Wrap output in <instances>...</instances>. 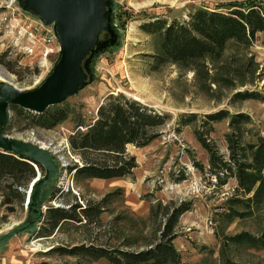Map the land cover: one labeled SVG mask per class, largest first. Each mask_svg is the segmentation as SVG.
Instances as JSON below:
<instances>
[{
    "label": "rangeland",
    "instance_id": "1",
    "mask_svg": "<svg viewBox=\"0 0 264 264\" xmlns=\"http://www.w3.org/2000/svg\"><path fill=\"white\" fill-rule=\"evenodd\" d=\"M109 27L115 42L102 46L87 63L91 81L63 101L68 117L52 129L33 126L10 108L5 135L46 148L52 154L56 173L51 187L41 194L43 215L47 206L79 204L82 208L100 203L99 215L88 223L69 222L48 237H37L42 217L33 206L17 205L6 214L0 207V264H106L58 255L52 247L81 243L105 248L138 250L159 228L160 212L149 218L150 206L186 202L191 209L178 219L172 244L185 264H264V249L222 245L225 237L244 231H264V204L243 217L227 221L236 198V182L228 178L218 185L209 174L208 152L199 142L214 146L226 160L225 135L231 115L244 113L242 140L264 138V43L256 34L250 46L229 43L218 59H205L193 69L157 63L150 55L158 51L157 38L138 27L147 19H183L192 9L222 10L247 0H110ZM264 1V0H263ZM60 46L52 24L25 11L18 0H0V81L20 90L39 85L57 59ZM123 93L131 99L166 113L169 120L158 128L160 135L145 147L126 146L136 168L121 179L73 180L68 167L79 165L70 150L68 137L90 123L104 98ZM223 112L222 119L208 122L206 115ZM81 128V129H80ZM36 176L43 177L40 171ZM184 177L175 182V178ZM55 197L49 199V190ZM77 211V210H76ZM79 212V211H77ZM79 214V213H78Z\"/></svg>",
    "mask_w": 264,
    "mask_h": 264
},
{
    "label": "trees",
    "instance_id": "2",
    "mask_svg": "<svg viewBox=\"0 0 264 264\" xmlns=\"http://www.w3.org/2000/svg\"><path fill=\"white\" fill-rule=\"evenodd\" d=\"M144 34L157 38L158 51L150 55L157 63H169L182 69H193L205 59L220 58L229 43L243 47L250 46L256 34H261L264 43V1L247 0L225 9H192L183 19L154 17L138 26ZM11 110L42 129H52L63 122L70 111L63 102L46 108L41 113L27 111L18 106ZM223 112L206 115L208 122L224 118ZM169 120L168 114L158 112L152 107L140 103L119 93L109 94L99 104L96 115L90 123L80 122L75 131L69 135L68 144L77 154L79 165L68 167L73 171V180L91 178L121 179L136 168L134 156L128 154L126 146L142 148L158 138V128ZM249 120L244 113L231 115L230 132L225 135L228 150L226 160L214 146L207 145L204 138L197 136L208 152L209 174L214 176L218 185H224L228 178H234L236 198L231 203L244 206L246 211L238 212L230 207L225 213L227 221L243 217L264 204V138L256 137L253 141L242 140L241 124ZM7 125L3 128V133ZM34 165L37 167H34ZM44 173L39 164L0 149V207L5 213H11L17 205H22L25 190L36 176ZM184 177L175 178V182ZM55 189L49 190L47 197H55ZM100 203L82 208L79 204L68 206H47L42 225L36 231L37 237H48L54 230H59L69 222L90 223L99 215ZM149 218H156L160 212L159 228L147 240L146 245L138 250L105 248L84 243L72 247H52L58 255L82 258L88 262L103 260L106 264H185L175 250L172 241L180 216L191 209L186 203L162 205L159 201L150 206ZM79 212H77V211ZM79 213V214H78ZM230 244L246 246L254 250L264 249V231L252 235L246 231L225 237L223 246ZM222 264H233L223 259Z\"/></svg>",
    "mask_w": 264,
    "mask_h": 264
},
{
    "label": "water",
    "instance_id": "3",
    "mask_svg": "<svg viewBox=\"0 0 264 264\" xmlns=\"http://www.w3.org/2000/svg\"><path fill=\"white\" fill-rule=\"evenodd\" d=\"M23 9L45 24H52L60 46L57 59L43 81L36 87L20 90L0 81V149L39 164L44 176H35L27 189L26 203L33 206L37 218L43 215L41 194L51 187L56 173L55 161L46 148L8 137L3 133L10 106L41 113L72 96L88 84L92 75L87 69L94 53L115 42L109 27L110 0H18ZM37 170V167L34 165ZM28 191V192H27Z\"/></svg>",
    "mask_w": 264,
    "mask_h": 264
},
{
    "label": "built area",
    "instance_id": "4",
    "mask_svg": "<svg viewBox=\"0 0 264 264\" xmlns=\"http://www.w3.org/2000/svg\"><path fill=\"white\" fill-rule=\"evenodd\" d=\"M26 205H27V203H26Z\"/></svg>",
    "mask_w": 264,
    "mask_h": 264
},
{
    "label": "bare ground",
    "instance_id": "5",
    "mask_svg": "<svg viewBox=\"0 0 264 264\" xmlns=\"http://www.w3.org/2000/svg\"><path fill=\"white\" fill-rule=\"evenodd\" d=\"M28 192V191H27Z\"/></svg>",
    "mask_w": 264,
    "mask_h": 264
}]
</instances>
